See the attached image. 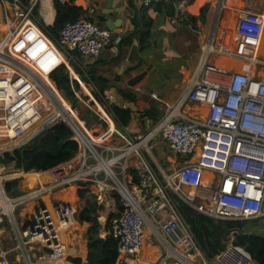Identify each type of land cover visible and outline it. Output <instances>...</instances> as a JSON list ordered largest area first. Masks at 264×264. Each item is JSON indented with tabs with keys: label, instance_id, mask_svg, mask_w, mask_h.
Returning a JSON list of instances; mask_svg holds the SVG:
<instances>
[{
	"label": "built area",
	"instance_id": "obj_1",
	"mask_svg": "<svg viewBox=\"0 0 264 264\" xmlns=\"http://www.w3.org/2000/svg\"><path fill=\"white\" fill-rule=\"evenodd\" d=\"M37 1L0 0V140L6 141L0 147H20L31 131L39 136L47 127L64 123L76 151L45 171L47 189L37 181V189L7 194L9 170L0 164V223L8 217L14 224V209L51 190L78 182L103 183L119 199L118 211L108 219L118 264L136 261L146 223L161 247L155 264H255L247 250L232 241L213 259L206 257L177 209L179 201L215 221L264 217V80L255 70H226L214 64L215 57L231 51L218 40L219 17L201 36L197 65L180 99L163 102L159 120L144 132L133 133L113 126L109 96L96 90L75 61L76 55L95 60L111 43V34L78 17L65 22L52 38L32 15ZM163 1L141 0V6ZM262 23L255 12L237 15L233 32L244 39L242 48L251 50L246 41L258 40ZM255 67L264 68V59L255 61ZM59 69L67 77L65 89H58L52 78ZM150 96L158 100L155 93ZM78 101L95 107L96 120L90 127L79 114ZM187 105L204 111L197 117L186 115L182 107ZM158 140L182 159L170 174L149 157ZM21 172L16 178L26 180L29 172ZM203 172L209 174L207 183ZM36 209L29 227L18 236L21 242L38 243L60 263L67 249L59 242L55 223L67 222L74 210L44 200Z\"/></svg>",
	"mask_w": 264,
	"mask_h": 264
},
{
	"label": "crops",
	"instance_id": "obj_2",
	"mask_svg": "<svg viewBox=\"0 0 264 264\" xmlns=\"http://www.w3.org/2000/svg\"><path fill=\"white\" fill-rule=\"evenodd\" d=\"M32 1L33 0H28L29 3ZM59 1L61 3H69L68 5L70 6L80 7L82 9V13L79 17L90 19L100 28L107 30L111 34V43L102 48L99 56L95 60L89 61L76 55L75 61L82 65L84 75L86 74V77L92 81L96 90L102 89L103 93H106L107 96H109L110 102L114 101L116 104L124 107V103H127V101L119 95V92L121 91L126 100H136L134 104L137 108V112L141 109H145L152 100H155L150 96L151 93L155 92L149 93L146 88L147 77L153 70V61L161 60L175 63V59H179V66L172 68L171 80L166 83L165 95L163 99L157 97V101L161 100L163 102L173 104L180 99L182 94L187 89L190 78L197 65L200 35L205 34L209 30L210 27L208 26L214 18L219 17L217 23V37L219 41H221L220 37H224L226 35V32L230 33L234 31V23L237 15L241 11L248 10L261 15L263 23L259 32H261L264 27V4L263 8H256L258 5H261L260 0H252L247 7L243 5L242 0H193L191 4L186 5L184 9H182V3L177 5V9L181 12L176 11L174 16L171 18L159 15L157 12L149 9L147 11L148 15H146L153 21V26L150 31L151 35L149 36V45L143 50V52H139V41L136 36L126 39L120 47L118 43L133 29L130 18L133 16L134 12L129 6V1L136 9H139L141 7V0ZM205 4H207L205 19L204 21L198 20L196 23L197 31H192L190 24L188 23L187 26L185 24L186 15L191 14L197 16L200 13L201 7ZM35 7L41 21L45 25H51L55 17L53 0H38ZM227 43H230L231 48H233L231 36ZM231 55L232 54L229 53L226 57H215L213 62L218 65V59H230L229 57H231ZM139 59H141V62L137 66L133 67V63H136ZM229 63L225 66H218L223 67L226 70H240L241 63L239 64V67L237 65L238 63L236 64L237 66L235 65L229 67ZM245 71L250 73V67H247ZM255 73L261 80H264V68L263 70H259ZM147 86L149 87L148 84ZM109 92L114 96L112 97L109 95ZM119 97H121V99H119ZM120 100L123 103H121ZM203 111L202 107L197 106L187 105L182 107L183 113L193 117H197V113ZM139 116L141 117L138 119V123L135 119L134 113L132 112L131 122L125 128L129 131L137 132L141 129L140 121L144 122L143 127L147 125L149 126L151 121L144 117V113H140ZM113 126L117 129H121V126H117L114 123ZM36 136L37 135H28L24 137L19 143L20 146L30 143L34 138H36ZM5 142L6 141L0 140V145ZM165 152L168 153V156ZM156 153L163 164L170 163V160H178V162H182V159L174 155L162 141L158 142ZM9 166L10 165L5 168L9 170ZM21 171L22 170L20 169H17V171L9 170L8 173L10 176H18L22 173ZM32 172L33 171H29V173ZM38 176H40L43 181L49 179L46 172H39ZM15 179H18L19 182L22 181L19 178ZM41 180H39V182H41ZM9 181L10 180L6 183ZM28 183L31 182L29 181ZM28 183L25 185V189L23 191L38 188L37 182H32L34 183V186L31 188L28 187ZM47 185L48 183L45 186L46 189L50 187V185ZM69 188H73V190H69ZM66 189V197L64 199L62 198L65 201L63 204L69 205V203L72 202L71 204H73V207H71V209L74 210V213L67 222L58 223L56 229L62 244L65 243L66 239H70V245H65L67 249V257L60 260V263H55L38 243L31 241L21 242L18 236L19 232H22L29 227L33 215L37 210L36 206L38 207L41 205L42 199L39 197L28 202L34 203L36 200L37 203L39 202L34 206L33 204H29L32 209H21L24 212L20 211L16 214V216L13 215L16 224L10 223L8 217H4L3 221L0 223V262H2V264H76L74 259L79 260V264L87 263L86 258L89 243L87 239V231L90 227V223L78 221V213L80 210H78V212L75 211L77 210L76 202L79 203V198L77 196L78 190L85 189L86 193H88L91 189V192H93L96 197L95 201L99 205L100 203L107 205V194L110 195L111 193L107 191L108 188L103 183L85 184L79 182L72 183L62 189L51 190V193L55 194L56 192H59L60 195L63 196L64 190ZM16 193L20 192H14L13 190V193L11 194ZM41 197L43 198L42 195ZM28 203H25L24 205ZM117 210V205H114L111 207L110 212L116 213ZM101 212L102 209L95 212V216L98 221L96 232L98 237L103 238L105 235L109 234V227H105L106 218H104L102 214H99ZM28 214H30L29 217H27ZM98 214L101 218H99ZM144 231L145 235H143V245L136 261L133 264H155L160 256L161 247L158 244L156 237L151 233L148 223L145 224ZM173 236L174 235L170 238ZM154 244H158L160 250L157 249ZM24 251L28 258L26 263ZM115 264H118L117 259Z\"/></svg>",
	"mask_w": 264,
	"mask_h": 264
},
{
	"label": "trees",
	"instance_id": "obj_3",
	"mask_svg": "<svg viewBox=\"0 0 264 264\" xmlns=\"http://www.w3.org/2000/svg\"><path fill=\"white\" fill-rule=\"evenodd\" d=\"M24 4H27L28 0H20ZM73 2L74 0H68ZM193 0H165L163 2L154 3L149 6H141L136 9L135 6L129 1V6L133 10V16L131 24L133 29L127 34L126 37L121 39L118 43L119 47L126 39H130L132 36H136L139 41V52L149 45V36L153 21L147 15V11L152 9L159 15L173 17L177 9V5L182 3L184 9L186 5L191 4ZM252 0H242L244 6ZM261 5L264 4V0H260ZM69 3H61L59 0H53V7L55 9V17L51 25H45L37 14L36 7L33 6L31 12L36 19L40 28L47 33L50 37L55 38L67 21H72L78 18L82 9L77 6H70ZM207 4L200 9V13L195 16L186 15V26L190 24L192 31H197L196 23L198 20L204 21ZM181 12V11H179ZM147 14V15H146ZM184 24V23H183ZM182 58V57H181ZM174 62L166 61H153V70L149 73L146 80V88L150 92H155L157 97L163 99L165 95V86L167 81L171 80L172 68L178 67L180 64L179 59H175ZM141 62L139 59L136 63H133V67L137 66ZM237 64L236 59H231L229 67ZM132 67V68H133ZM179 77V76H178ZM53 80L57 86L61 89H65L67 85V77L62 69L57 70L52 74ZM149 85V87L147 86ZM103 92L102 89H99ZM119 95L127 101L135 103L136 100H126L124 94L120 91ZM163 101L152 100L148 107L139 110L140 113H144V117L151 121L152 124L156 123L162 115ZM109 111L114 116V123L117 126L126 127L130 124L132 119V112L126 108L114 107ZM79 114L82 119L85 120L88 127L96 120V116L90 110H79ZM76 151V143L70 140V131L64 123H58L52 128L44 131L42 134L34 138L30 143L14 148L10 151H5L0 155V163L3 166L11 165L15 169H22L25 172L34 171L32 173L25 174V177L30 181L32 186L34 183L41 180L38 176L39 171H46L53 168L57 164L69 160ZM18 179L9 181L4 185V190L7 194L13 193L14 188L18 184ZM133 183H138V179L134 178ZM78 198L82 204V209L78 213V221L90 223V227L87 231L88 254L86 258V264H115L117 259V243L112 237V234L105 235L103 238L98 237L96 228L98 226L97 217L95 212H98L102 207L97 204L95 200L85 198L86 190H78ZM115 205L119 209V199L115 196ZM72 203V202H71ZM69 203L70 207L73 204ZM177 209L189 227L192 235L196 239L200 249L209 259H213L219 252L224 250L227 243L232 241L233 243L242 246L251 255L255 264H264V235L259 232L253 231L246 227L247 221L254 220H212L199 214L193 213L189 207L177 201ZM118 211V210H117ZM115 213L109 212L106 217L105 227H109L108 219ZM76 264H79V260L74 259Z\"/></svg>",
	"mask_w": 264,
	"mask_h": 264
},
{
	"label": "rangeland",
	"instance_id": "obj_4",
	"mask_svg": "<svg viewBox=\"0 0 264 264\" xmlns=\"http://www.w3.org/2000/svg\"><path fill=\"white\" fill-rule=\"evenodd\" d=\"M256 8H258V9H261V8H263V5H258ZM215 19V18H214ZM213 19V20H214ZM211 24H212V22H210V24H209V26L208 27H210L211 26ZM2 28V26L0 25V29ZM263 29H264V27H263ZM263 29L261 30V32H260V35H259V38H258V40L256 41V42H253V41H246V42H249L248 44H249V46L251 47V50L249 49V50H247V49H244V48H242L243 46H242V43L244 42V39H241V38H239V36H237L236 34H234V32H230V33H227L226 32V35L224 36V37H220L221 38V41H223V43H221V46H223V47H225V48H227L228 50H231L230 51V53L232 54L231 55V57H229L230 59L233 57L234 59H236L237 60V65H238V67H239V64L241 65V68H240V70L241 71H243V72H246L245 70L247 69V67H250V71L252 72L253 70H255L256 72L257 71H261V70H263V68H259V67H255L254 65H253V63H255V61L257 62L258 60H262V59H264V32H263ZM199 36V35H198ZM201 36L202 35H200V38H199V44H200V40H201ZM230 36H231V38H232V41H233V48H231V45H230V43H227V41L229 40V38H230ZM221 57H223V56H221ZM232 58V59H233ZM245 58H247L248 60H245V61H243V62H241L242 60H244ZM217 59V58H216ZM230 59H224V58H222V59H218V62H217V64L218 65H220V66H225V65H227L228 63H229V61H230ZM236 65V66H237ZM244 65H245V68H244ZM253 67V68H252ZM239 70V71H240ZM250 72V73H251ZM57 88L59 89V87L57 86ZM111 103V102H110ZM135 105V104H134ZM162 112H163V104H162ZM138 113H140L139 111H138ZM141 116H139L138 118H137V121H138V123H139V118H140ZM140 123H141V129H139L137 132H133V133H142V132H144L146 129H147V126H144L143 127V123L144 122H141L140 121ZM154 124H152V123H149V126L148 127H150V126H153ZM33 133H36V131H31L30 133H28L27 135H31V134H33ZM26 135V136H27ZM158 141H161V140H158ZM20 143V142H19ZM164 143V142H163ZM4 148V147H3ZM15 147L14 146H10L9 148H4V149H1L0 150V154L1 153H3V152H5V151H10V150H12V149H14ZM157 148V147H156ZM156 148L154 149V150H152L151 151V154L149 155V157H150V159L152 160V159H154L155 160V162L158 164V166L160 167V169L163 171V173H165V174H170L171 173V171L173 170V168L174 167H176L177 165H179V164H181L182 162H178V160H176V161H172V160H170V163H168V164H163L162 163V161L160 160V158H158V155H157V153H156ZM165 154L168 156V153L167 152H165ZM5 167H7V166H5ZM10 168H8L9 170H14V171H17V169H15V168H13L11 165L9 166ZM157 169V173L159 174V177L162 179V173L161 172H159V170H158V168H156ZM34 172V171H33ZM21 173V172H20ZM17 176H8L7 178H6V180H14L15 178H16ZM22 180V179H21ZM23 181V180H22ZM21 182V181H20ZM19 183V182H18ZM41 183L43 184V185H46L47 183H49V179H47V180H45V181H43V180H41ZM28 186H32V184H30V183H28ZM25 189V188H24ZM66 192H67V189L66 190H64V193H63V196H61L60 195V193L59 192H56L55 194H50L49 192L48 193H44L42 196H43V198H42V200H44V201H48V202H50V204L52 205V206H60V205H63V203H65V201L63 200L65 197H66ZM111 194L110 195H108L107 194V205L106 204H104V203H100V205H101V207H102V212L101 213H99V214H102L103 215V217L104 218H106V216L108 215V213L110 212V209H111V207H113L114 205H115V199H114V195H112L113 194V192L112 191H109ZM96 193V192H95ZM78 196V195H77ZM63 198V199H62ZM85 198H88V199H91V200H95V195H94V193L93 192H91V189L88 191V193H86L85 194ZM29 202V201H28ZM28 202H26V203H28ZM39 203V202H38ZM37 203V200H36V202H34V203H32V202H30V203H28V204H26V205H24V204H22V205H20V206H18L16 209H14V215L16 216V214H18L20 211H22L23 209H32V208H30L31 206L29 205V204H33V206L34 205H37L38 204ZM77 203V210H75L76 212H78V210H80V209H82V204H83V202H81L80 200H79V203L78 202H76ZM28 205V206H27ZM22 209V210H21ZM26 211V210H25ZM22 212H24V211H22ZM74 213V212H73ZM98 214V215H99ZM73 215V214H72ZM30 216V214H28L27 215V217H29ZM99 218H101V216L99 215ZM246 227L247 228H249V229H251V230H253V231H256V232H259V233H261L262 235H264V217H262V218H259V219H257V220H254V221H247L246 222ZM81 229H83V228H81ZM144 235H145V231H144ZM150 238V237H149ZM151 239V238H150ZM64 246L65 245H70V239H66V241H65V243L63 244ZM155 246H156V248L157 249H159L160 250V247L158 246V244H154ZM66 247V246H65ZM147 248V247H146ZM145 248V249H146ZM24 257L26 258L25 259V263H26V261H28V258H27V255H25V251H24ZM0 264H2V262H0Z\"/></svg>",
	"mask_w": 264,
	"mask_h": 264
},
{
	"label": "water",
	"instance_id": "obj_5",
	"mask_svg": "<svg viewBox=\"0 0 264 264\" xmlns=\"http://www.w3.org/2000/svg\"><path fill=\"white\" fill-rule=\"evenodd\" d=\"M111 39H112V37H111ZM108 94L111 95L112 97L114 96V95H113L112 93H110V92H109ZM119 99H121V97H119ZM120 102L123 103L121 100H120ZM76 105H77V107L79 108V110H91V111H92L93 109H95L94 106H92L91 109L87 108V107L84 105V103L81 102V101L76 102ZM116 106H118V107H122V108H126V109L130 110L131 112H133L134 115H135V119H136V120H137V118L139 117V114H140V113L137 112V108H136V106L134 105V103H132V102L124 103V107H123L122 105H118V104H116V102L111 101V103H110V108H114V107H116ZM48 129H49V127H47L46 131H47ZM28 182H29V181H28L27 179H26V180H23V181H21V182H19L18 185L16 186V188L14 189V192H21V191H23L24 188H25V185H26Z\"/></svg>",
	"mask_w": 264,
	"mask_h": 264
},
{
	"label": "bare ground",
	"instance_id": "obj_6",
	"mask_svg": "<svg viewBox=\"0 0 264 264\" xmlns=\"http://www.w3.org/2000/svg\"><path fill=\"white\" fill-rule=\"evenodd\" d=\"M10 146H5L4 148H9ZM3 147H0V150L1 149H4ZM202 179H203V183H207L208 182V179H209V174L206 172V173H203V177H202ZM69 190H73V188H69ZM45 202H47V201H45ZM55 226H56V228H57V222L55 223ZM58 233V232H57ZM58 238H59V234H58ZM59 242L60 243H62L61 241H60V238H59Z\"/></svg>",
	"mask_w": 264,
	"mask_h": 264
},
{
	"label": "clouds",
	"instance_id": "obj_7",
	"mask_svg": "<svg viewBox=\"0 0 264 264\" xmlns=\"http://www.w3.org/2000/svg\"><path fill=\"white\" fill-rule=\"evenodd\" d=\"M39 172H45V171H39Z\"/></svg>",
	"mask_w": 264,
	"mask_h": 264
}]
</instances>
